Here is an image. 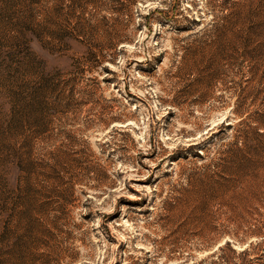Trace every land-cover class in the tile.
Masks as SVG:
<instances>
[{
	"label": "rangeland",
	"instance_id": "rangeland-1",
	"mask_svg": "<svg viewBox=\"0 0 264 264\" xmlns=\"http://www.w3.org/2000/svg\"><path fill=\"white\" fill-rule=\"evenodd\" d=\"M0 264H264V0H0Z\"/></svg>",
	"mask_w": 264,
	"mask_h": 264
}]
</instances>
